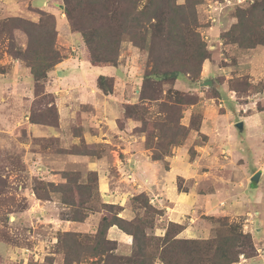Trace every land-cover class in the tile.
<instances>
[{
  "label": "rangeland",
  "instance_id": "1",
  "mask_svg": "<svg viewBox=\"0 0 264 264\" xmlns=\"http://www.w3.org/2000/svg\"><path fill=\"white\" fill-rule=\"evenodd\" d=\"M59 1L60 7H58ZM137 1L139 3V8H141L146 0ZM183 1L184 0H177L176 3H183ZM215 1L216 0H202L201 3L196 6L197 26L195 27V30L200 34L201 39L206 43L208 57L203 61V63L205 61L212 62L217 67L216 72H205L204 76H202V63L200 66L201 69L199 76L196 78L195 76L192 77L186 73L173 82L159 83V85H162L163 89L173 87L179 91L189 93L192 98L196 99L195 103L182 107V117L180 122L188 126L192 121V126L198 128L197 130L191 129L182 144L173 147L168 156L159 160L161 161V165L164 169L169 168V160L167 159L171 157V155L175 154L177 149L181 147L184 148L189 160H193L196 157V147L203 145L207 141V136L201 133V124L204 114L227 113L229 118L232 121H235V123H233V134L235 140H239L242 135H245L250 130L246 125L245 131L243 132V121H238L242 123V128H240L237 126L238 122L236 120H241L243 119V116L246 117L256 110H262L263 112H261V114L264 115V81L261 80L257 83H253L249 79L248 75L240 73V71L244 70L241 66L247 64L246 59H244L245 57L247 58V55L244 57V54L247 53L248 50L256 47H258V49H264V46L258 44L253 48H244L239 43L241 36H238L239 31L242 35H249V30L250 28L252 29V26L253 29L250 32H253L255 37L263 35L264 22H262L259 26L256 23L254 25L251 24V27H249V25L235 27L237 23V9L246 8L256 0H243L239 4H236L235 2L226 5L222 4V6H220L222 8L217 7L216 9L213 3ZM41 2L42 0H35V3L38 6H41ZM246 3L249 5L240 7V5L242 6ZM51 6H54L56 9L53 10ZM117 6V3L113 5L109 4L107 8L113 9ZM71 7L74 9V15L78 19L79 25L81 23H85L90 26L91 29L93 27H100L104 23V20L95 17L101 15L99 4L93 2L86 3L83 1L81 8L75 7L74 3L71 4ZM60 8L62 9V16L67 20L69 31L72 33L73 27L69 25L68 19L64 13V4L62 0H49V6L44 8L36 7L31 0H0V22L11 16L22 17L32 22H39V20L45 18V15H53L57 31L55 45L64 56L63 58L70 55L80 57L85 51L83 40L80 37L81 35L79 33H72L78 38H73V40H69L67 43L62 29L59 28L58 30L56 14L53 12L57 10L59 13L61 10ZM90 13H92V15H90ZM86 16L90 17L86 18ZM83 20L85 22H83ZM212 24L220 26V33L218 36L219 40L216 42H209L207 37L208 35L204 32V28ZM58 32L60 33L59 35ZM141 34L146 35V38L143 39L144 42L139 41L136 43V41L133 40L134 37L124 36L120 42L115 65L106 63L100 67H92L85 61L79 62L81 72L92 76L93 79L99 75L112 77L113 90L110 95H112V98L116 97L118 100V107H123V110L124 104L130 103L128 100L131 97L137 95L138 98L144 73L146 70L151 69L153 65V60L150 58L148 50L150 43V29H143ZM223 35L225 36L222 37ZM235 39H237V41H235ZM27 44L28 36L22 29L14 27L10 28L8 32L4 30L0 33V242L9 246L18 245L23 248L25 247L27 249V252L25 253L33 254V252H31L35 249V246L33 245L46 242L45 240L49 239L51 236L45 223L41 222L43 218H39V215L37 214L38 209H41V207L37 204L30 206L29 202V197H32L35 200L38 199L32 190V187L35 184V179L52 182L49 178H47L49 175L44 174L46 172L45 170L42 172L37 169V166L40 165L37 164V162L41 163L39 159H42V161H44L52 169L50 170L51 173H57V175L54 174L51 176V178L55 179V181H53L55 184H58L62 180L61 171L63 170L78 172L80 178L79 181L81 182L87 179L89 173L96 172L90 171L86 168L84 158H78L80 154L72 153L73 150L82 151L81 149L83 148V145L87 144L80 133L82 127L80 114L83 110H87L88 108L86 106L79 105L80 100H78V98L76 103H78L79 107L76 106V108H72L73 118H75V120L73 119L72 122L66 121L64 128H62L61 135L55 136L47 133V135L44 136H32V132L28 129V123L30 124L29 115H33V118L40 117L41 119L43 117L42 119L48 121L53 119L54 115L53 113H50V106L52 98L54 100L55 95L47 92L44 87V92L38 91L36 95L33 90L32 96H25V93L28 92L27 89L29 87L33 89L34 87L32 76L31 79H29L27 72L25 73L23 69H20L27 68L29 70L26 63L22 59L11 56L8 49H24ZM154 54H157V51H154ZM164 57L167 58L166 55ZM239 64L241 66H239ZM263 64L264 63H262V65ZM110 71H112V74H110ZM80 77H82L81 80L86 85H97L98 77L95 82L90 80V77L87 75L83 76V74H80ZM79 84L80 82L78 81L77 83L68 81L67 84L64 83L61 87H65V89L69 90L70 88H76V85ZM22 87L23 91L20 89ZM138 100L139 98L134 103H137ZM149 106L152 115H155L154 112L157 109L156 106L151 103ZM82 114L84 117L85 114ZM187 118L188 123H185ZM122 119L123 118L118 119V125H124ZM23 122H26L27 124ZM138 125L139 123L137 122V126ZM37 127L39 129L35 128L33 132H44L42 130L50 129V127H54L53 130L58 128L59 115L56 126L38 124ZM134 128L132 131L134 140L131 136L128 137V140H133V142L141 144V146L146 149L144 146L146 133L137 132ZM74 135H77V137H74ZM192 135L193 137H191ZM137 137L138 142L135 141ZM192 139H194V141H191ZM117 140H114L112 144L97 141L96 143L89 145L95 146L94 151L97 153L93 154L92 157L101 158L105 167H107L110 176L112 177V181L115 182L117 180V184H122L124 186L130 184L135 187V190L128 196L126 205H124L128 208L129 214L124 216L122 214L123 210H120L118 212V216L131 219L133 216L140 214L142 219L148 221L144 226L145 230L147 228V233L154 236L162 235L164 231L162 234L160 231L165 230L168 224V222L165 223V220L162 219L164 211L158 206L156 207L150 199L149 203L153 207L160 209L162 214L159 215L148 212L142 207L140 202L132 201V197L139 193H144L148 198L149 196L147 193L142 191L143 187L141 182L135 180V175H132L131 170H133V168L130 167V164L133 163V160L129 161L126 158H123L127 153H130L131 144H129L128 140ZM122 148H124V150ZM147 150L150 152L151 157V151L149 149H146V151ZM30 152L41 153L42 157L35 159V156ZM221 155L224 156L227 155V153L221 151ZM34 161H36L35 164H33ZM31 166H34V170L31 169ZM93 181L91 182L92 184L94 183ZM175 181L179 191H188V181L185 183L184 178L180 176L175 178ZM96 187L98 189V185ZM53 193L54 192L50 193V199L51 194ZM98 194H91L88 199V207H92L93 210H89L86 220L82 224L77 223L72 228L67 230L79 233V238L82 240L83 245H88L90 242V240H87L83 236L94 234L100 217L103 214L101 207L104 202L100 200V195ZM116 209L117 208L115 207L111 211L115 212ZM29 210H31V214L29 213L31 216H29V214H27V216L26 214H23V216L19 218L18 213ZM58 211L59 218L62 220L64 215L66 213L69 214L70 212L68 207L62 203L61 207H58ZM34 216H37L38 219L33 218ZM247 217L249 218L248 220L244 219L242 221L240 219L235 221L228 220L230 222L238 223L242 232L250 233L252 237V227L255 224L251 223L252 214H248ZM216 218L218 217H209V221H211L213 225L212 235L206 238L197 239H207L215 234V229L218 226V223L214 220ZM65 231L66 230L57 231L56 243L53 247H50V249L48 247V251L50 252H47V254H45L46 251L38 253V257H36L35 260L26 256V264H34L42 259L43 261H41V264H53L55 258V256L52 255L53 253L60 255V264H62L63 253L60 251L58 239L60 234ZM39 239H42V241H38ZM116 248L117 246L110 252L116 255H123L116 252ZM131 252L132 250H130L129 254L123 256H130ZM252 254V256L256 255L255 247ZM41 255L43 256L41 257ZM244 257L247 258L245 255ZM5 261L7 264L9 260H5L4 254H0V264H4ZM22 261L25 260L21 259V262H17L16 264H21ZM111 261V257L108 256H87L72 264H114ZM156 263L162 264L159 263V261Z\"/></svg>",
  "mask_w": 264,
  "mask_h": 264
},
{
  "label": "trees",
  "instance_id": "2",
  "mask_svg": "<svg viewBox=\"0 0 264 264\" xmlns=\"http://www.w3.org/2000/svg\"><path fill=\"white\" fill-rule=\"evenodd\" d=\"M62 1L69 25L73 27L72 33L81 35L85 49L84 56L93 66L106 63L115 65L120 42L124 36L134 37L136 43L144 42L146 35L141 34L142 30L150 29L148 50L153 65L144 73L138 102L124 104L123 115L139 123L134 128L135 131L146 133L144 146L151 151L153 160H161L168 156L173 147L184 142L191 129H198L192 126V121L188 126L180 122L182 107L195 103L196 99L189 93L173 87L163 89L159 83L173 82L186 73L195 78L199 76L200 66L208 57L206 43L195 30L196 6L202 0H184L183 3H176L177 0H146L141 8L137 0ZM83 1L100 5L101 15L95 16L104 20L100 27L90 29L85 23L79 25L71 4L74 3L75 7L81 8ZM115 3L117 7L107 8L109 4ZM248 5L246 3L240 7ZM236 17L235 27L242 25L251 27V24L256 23L259 26L264 22V0H256L246 8H238ZM14 27L22 29L27 34L28 44L24 49L10 48L8 52L14 58L22 59L26 63L33 79L34 93L44 92V83L48 78L49 70L64 57L55 45L57 31L54 17L48 14L39 22H32L22 17L11 16L0 22V33L4 30L8 32ZM252 29L250 28V34L246 36L239 31L241 46L247 49L258 44L264 46V34L255 37L254 33L250 32ZM227 34L229 35L228 32ZM154 51H157V54H154ZM165 55L167 58L164 57ZM97 86L103 94H110L113 90L112 77L99 75ZM150 103L157 108L155 115L151 113ZM50 108V113L54 115L51 121L29 115L30 123L56 126L58 112L53 98ZM90 146L84 144L82 151L73 150L72 153L92 156L97 152L94 151L95 146ZM61 174L62 180L58 184L35 179L32 190L40 200H50L51 192L60 193L61 203L70 211L63 219L83 222L89 210H93L92 207H88L89 197L91 194H98L97 175L94 172L89 173L87 179L81 182L76 171L63 170ZM132 201L140 202L148 212L162 214L160 209L149 203V198L144 193L134 195ZM115 207L117 209L112 212ZM101 208L103 214L96 231L93 235L83 236L90 240L88 245H83L77 232L65 231L60 234L58 241L60 251L63 253L62 264H72L87 256H108L114 264H154L157 261L162 264H232L238 260L240 254L247 257L253 255L254 245L251 234L242 232L240 225L230 222L227 217L214 219L218 226L212 237L193 239L178 236L183 229L178 223L169 221L164 233L154 236L147 233V228L145 230L144 226L148 221L142 219L140 214L126 219L118 216V212L123 208L119 205L103 203ZM113 225L131 235L130 256L110 252L115 249L116 243L109 240L106 234L108 228Z\"/></svg>",
  "mask_w": 264,
  "mask_h": 264
},
{
  "label": "crops",
  "instance_id": "3",
  "mask_svg": "<svg viewBox=\"0 0 264 264\" xmlns=\"http://www.w3.org/2000/svg\"><path fill=\"white\" fill-rule=\"evenodd\" d=\"M31 2L39 8L49 6V0H42L41 6H38L35 0H31ZM213 3L215 7V2ZM58 7H60V1ZM51 8L56 9L54 6H51ZM53 13L56 14L57 27L58 30L59 28L62 29L65 41L68 43L69 40L78 38L69 31L67 20L62 16V9L59 13L57 10ZM204 30L208 35L209 42L219 40V25L212 24L206 26ZM244 57L247 64L242 66L239 64L244 69L240 73L248 75L253 83L264 81V64L262 65L264 63V49H258V47L250 49L244 54ZM80 61H85L92 67H100L91 65L82 53L80 57L70 55L63 58L49 70L45 90L55 95L54 104L59 115V127L54 130V127L46 130L40 129L44 132L35 133L33 131L38 128V124L28 123V129L32 132V136H44L47 133L55 136L61 135L66 121L72 122L73 119L75 120L72 108L78 106V103H76L78 98L80 100L79 105L86 106L89 109L83 110L84 117L82 113L80 114L82 126L80 133L87 145L97 141L112 144L114 140H128L129 136L133 137L132 131L137 123L124 117L123 107H118L116 97L112 98L110 94H103L94 83V85L83 83L80 74L89 76L90 80L94 82L98 76L93 79L92 76L82 73ZM20 69H23L25 73L27 72L28 78L31 79L30 71L27 68ZM216 70L217 67L212 62L205 61L202 66V76L205 72L213 73ZM110 74H112V71H110ZM68 81L72 83L78 81L83 84L76 85V88H70L69 90L61 87L64 83L67 84ZM20 89L23 91V87ZM27 91L25 96L30 97L33 95L31 87ZM137 99L136 95L131 97L128 102L134 103ZM261 112L263 111L256 110L246 117L243 116V119L236 120L237 122L243 121V132L246 125L250 129L239 140L234 139L233 123L235 121H232L227 113L204 114L201 133L207 136V141L196 147L197 153L193 160L188 159L184 148L177 149L176 153L167 159L169 160L168 169L162 167L161 161L151 159L148 150L146 151L141 144L133 142L134 137L132 141L128 140L131 144L130 153L123 157L129 161L133 160L130 167L133 168L131 172L133 176L135 175L134 179L141 182L142 191L148 194L151 202L164 211L162 219L165 220V223L172 221L183 225V229L178 234L181 238H206L211 236L213 225L209 221V217H227L230 221L238 219L242 221L244 219L248 220V214H252L251 223L255 225L252 227V232H250L252 233L256 255L245 258L240 264H264V115ZM119 118H123V126L118 125ZM23 123L27 124L26 122ZM185 123H188V118ZM74 137H77V135H74ZM135 141L138 142V137ZM191 141H194V139ZM122 149L124 150V148ZM221 151L226 152L227 155L222 156ZM30 153L35 156V159L42 157L41 153ZM78 158H84L86 168L97 173V191L100 200L104 203L120 205L123 207L122 214L127 216L129 210L124 205H126L128 196L135 190V187L130 184L126 186L117 184V180L112 181V177L101 158H93L91 155H79ZM39 160L41 163L37 162V164H40L37 169L42 172L45 170L44 174L50 176L47 178L52 182L55 181L51 176L57 175V173H51L50 170L52 169L42 159ZM33 168L34 166H31L32 170H34ZM257 172L259 173L258 181H251L252 176ZM178 176L184 178L185 183L188 181V191L181 192L177 189L175 178ZM29 202L30 206L37 204L41 207V209H38L37 214L39 218L43 219L42 221L39 220L45 223L51 236L49 234L50 238L45 240L46 242H41L42 239H39L38 241L41 243L33 245L36 250L33 249L31 252L35 256L25 253L27 252L25 247L9 246L0 242V254H4L5 260H9L7 264H11V262L16 264L21 262V259L25 260L21 264H26V256L35 260L38 253L46 251L45 254H47V252H50L48 247L50 249L56 243L58 230L67 231L77 223L82 224L88 217L83 222L60 219L58 215V207H61L60 193L54 192L51 194L50 200L44 201L29 197ZM29 213L31 214V210L18 213V216L20 218L23 214L27 216ZM30 214L29 216H31ZM33 218L38 219L37 216ZM163 231L161 230L160 233L162 234ZM106 237L116 242V252L127 255L132 250L131 236L121 231L117 226H110ZM52 255L55 256L53 264H60V255L54 253ZM41 261L34 264H41ZM4 264H6V261Z\"/></svg>",
  "mask_w": 264,
  "mask_h": 264
},
{
  "label": "built area",
  "instance_id": "4",
  "mask_svg": "<svg viewBox=\"0 0 264 264\" xmlns=\"http://www.w3.org/2000/svg\"><path fill=\"white\" fill-rule=\"evenodd\" d=\"M242 1L243 0H216L215 1V7L216 8L217 7L222 8V7H220V6H222V4L223 5H226V4H231L232 2H235L236 4H239ZM244 259H245L244 255L243 254H240L239 255V259L236 262L232 263V264H240L241 261H243Z\"/></svg>",
  "mask_w": 264,
  "mask_h": 264
},
{
  "label": "water",
  "instance_id": "5",
  "mask_svg": "<svg viewBox=\"0 0 264 264\" xmlns=\"http://www.w3.org/2000/svg\"><path fill=\"white\" fill-rule=\"evenodd\" d=\"M237 126L240 127V128H242V123H241V122H238V123H237ZM258 178H259V173L257 172V173H255V174L252 176L251 181H258Z\"/></svg>",
  "mask_w": 264,
  "mask_h": 264
}]
</instances>
